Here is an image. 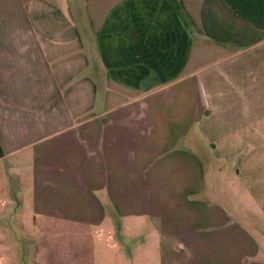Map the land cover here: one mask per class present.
Listing matches in <instances>:
<instances>
[{"label": "crops", "instance_id": "crops-1", "mask_svg": "<svg viewBox=\"0 0 264 264\" xmlns=\"http://www.w3.org/2000/svg\"><path fill=\"white\" fill-rule=\"evenodd\" d=\"M117 219L139 264H264V0H0V229Z\"/></svg>", "mask_w": 264, "mask_h": 264}, {"label": "rangeland", "instance_id": "rangeland-1", "mask_svg": "<svg viewBox=\"0 0 264 264\" xmlns=\"http://www.w3.org/2000/svg\"><path fill=\"white\" fill-rule=\"evenodd\" d=\"M220 175L216 172L211 178L208 174V185H214L221 197L228 196L232 190L239 196V185H234L232 189L228 185L230 168L225 167L222 177ZM233 199L239 201L238 197ZM133 222L131 219L116 220L112 232L116 240L115 251L102 246L101 239L109 236L95 229L62 223H55L50 229H33L26 223L24 229L7 231L3 225L0 229V264H139L144 250H148L151 254L149 256L155 258L159 251L154 245V233L148 224L141 221L135 230H128L125 224ZM6 233H9L10 240L3 241L8 237ZM112 254L116 259L108 262L106 257Z\"/></svg>", "mask_w": 264, "mask_h": 264}]
</instances>
